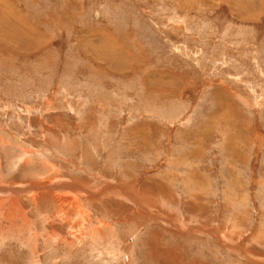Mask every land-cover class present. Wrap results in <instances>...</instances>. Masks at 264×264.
<instances>
[{
  "label": "rangeland",
  "instance_id": "1",
  "mask_svg": "<svg viewBox=\"0 0 264 264\" xmlns=\"http://www.w3.org/2000/svg\"><path fill=\"white\" fill-rule=\"evenodd\" d=\"M0 264H264V0H0Z\"/></svg>",
  "mask_w": 264,
  "mask_h": 264
},
{
  "label": "bare ground",
  "instance_id": "2",
  "mask_svg": "<svg viewBox=\"0 0 264 264\" xmlns=\"http://www.w3.org/2000/svg\"><path fill=\"white\" fill-rule=\"evenodd\" d=\"M30 186V185H29ZM33 189V188H32Z\"/></svg>",
  "mask_w": 264,
  "mask_h": 264
}]
</instances>
